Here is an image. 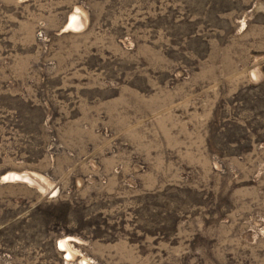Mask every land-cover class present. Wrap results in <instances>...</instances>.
<instances>
[{
	"label": "rangeland",
	"instance_id": "1",
	"mask_svg": "<svg viewBox=\"0 0 264 264\" xmlns=\"http://www.w3.org/2000/svg\"><path fill=\"white\" fill-rule=\"evenodd\" d=\"M0 264H264V0H0Z\"/></svg>",
	"mask_w": 264,
	"mask_h": 264
},
{
	"label": "bare ground",
	"instance_id": "2",
	"mask_svg": "<svg viewBox=\"0 0 264 264\" xmlns=\"http://www.w3.org/2000/svg\"><path fill=\"white\" fill-rule=\"evenodd\" d=\"M71 25V24H70ZM70 253V252H69ZM71 256V255H70ZM72 257V256H71Z\"/></svg>",
	"mask_w": 264,
	"mask_h": 264
}]
</instances>
